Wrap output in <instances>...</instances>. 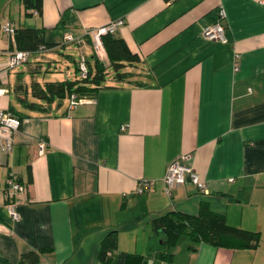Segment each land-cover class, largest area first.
<instances>
[{
    "label": "crops",
    "instance_id": "1",
    "mask_svg": "<svg viewBox=\"0 0 264 264\" xmlns=\"http://www.w3.org/2000/svg\"><path fill=\"white\" fill-rule=\"evenodd\" d=\"M221 9L227 43L203 35ZM119 21L113 37L139 62L121 70L124 81L106 76L74 109L69 98L46 104L33 96L34 83L59 82L40 83L43 52L9 70L15 41L7 35L0 44V84L8 91L0 103L23 118L12 151L0 150V264H102L112 232L116 256L140 255L146 264H264V0H44L42 16H27L22 0H0V33L6 23L44 30L46 43L56 45L51 61L72 35L84 39L74 48L94 65L89 33ZM98 60L111 68L106 51ZM41 141L48 144L43 156ZM184 155L208 192L187 184L169 197L164 178ZM10 176L25 187L11 200L19 222L6 204ZM142 181L154 184L137 194ZM203 207L258 233L257 247L182 236L159 248L157 218L195 217Z\"/></svg>",
    "mask_w": 264,
    "mask_h": 264
},
{
    "label": "trees",
    "instance_id": "2",
    "mask_svg": "<svg viewBox=\"0 0 264 264\" xmlns=\"http://www.w3.org/2000/svg\"><path fill=\"white\" fill-rule=\"evenodd\" d=\"M22 3L27 16H32V14L42 16L44 0H22ZM64 26L65 22H62L58 29ZM44 33L45 31L42 29H16L15 45L12 44V48L15 46L17 52L36 54L41 46H45L47 50L56 47V45L46 43ZM103 45L110 61V67L115 71L117 79L124 81L127 75L121 73V70L126 68L127 64L139 62V57L130 51L123 40L116 39L113 35L104 36ZM96 58L97 61L94 65L88 61L89 77L87 79L76 82L46 83L44 87L39 83H34L32 85L33 96L46 104H53L56 102V98H59L61 103L72 95L84 99L94 97L97 90L106 81L107 76V69L100 63L98 57ZM21 103L29 108L36 107L35 103H28L25 99L21 100ZM10 114L17 117L21 123L23 122L22 117ZM153 225L156 238L162 243L158 245L159 248L175 246L182 236H188L193 241L218 247L256 248L260 242L258 233L228 225L222 215L211 212L207 207H203L200 214L195 217L170 213L157 218ZM116 250L117 233L112 232L102 245L100 262L102 264H146L145 258L140 255L123 253L116 256L114 254ZM167 257L168 255H166Z\"/></svg>",
    "mask_w": 264,
    "mask_h": 264
},
{
    "label": "built area",
    "instance_id": "3",
    "mask_svg": "<svg viewBox=\"0 0 264 264\" xmlns=\"http://www.w3.org/2000/svg\"><path fill=\"white\" fill-rule=\"evenodd\" d=\"M226 18V12L221 9L219 13V21L211 26H207L203 29V35L207 40L217 41L220 43H227L225 26L222 21ZM124 23L122 21L111 23L92 30L89 36L92 39L93 48L96 56L101 59L104 54L103 37L107 35H113L120 26ZM2 31L9 36L11 41H15L16 27L12 23H6L2 27ZM83 38H74L72 35H65L64 45L75 44L81 47L84 44ZM48 51L45 46H41L38 52ZM31 53L28 52H14L8 59L7 69L14 70L17 67L28 63ZM238 58V57H237ZM78 72L81 79H87L89 77L88 61L85 57H82L81 62L78 64ZM238 70V67H236ZM8 94V91L4 89L0 84V100ZM70 109L76 108L79 104L85 101L84 98H78L76 95H72L70 98ZM21 121L6 111L0 103V150L5 152H11L13 149V136L21 128ZM48 144L45 141H41L39 144V154L45 155L47 152ZM190 156L184 155L177 161H175L167 170V174L164 178V185L166 194L171 197L173 191L187 184L194 185L199 192L207 193V184L200 178L197 172L190 166ZM153 182L142 181L137 189V194H143L148 191ZM25 187L19 182L15 176H10L7 181L6 190V204L10 217L14 222L20 221V214L15 204L11 200L16 194L24 193Z\"/></svg>",
    "mask_w": 264,
    "mask_h": 264
},
{
    "label": "rangeland",
    "instance_id": "4",
    "mask_svg": "<svg viewBox=\"0 0 264 264\" xmlns=\"http://www.w3.org/2000/svg\"><path fill=\"white\" fill-rule=\"evenodd\" d=\"M32 19L30 21H34V17L27 18ZM9 43V38L7 35L0 33V44L5 45ZM66 47L59 48V53H56V58L53 59L55 61H51L52 57L55 55L51 53L49 50L43 52L42 54H38L41 59H43L42 68L40 74H38V79L40 83L50 82V81H63V82H76L81 81L80 74L78 72V64L82 60V54L74 48V45H65ZM90 61L93 60V55H85ZM36 57L32 56L31 60H35ZM92 62V61H91ZM26 64H23L16 69H23ZM113 75H115V71L112 68H109L107 71V80L113 82ZM13 103H15V99L12 97ZM59 98H56V102L60 103Z\"/></svg>",
    "mask_w": 264,
    "mask_h": 264
}]
</instances>
